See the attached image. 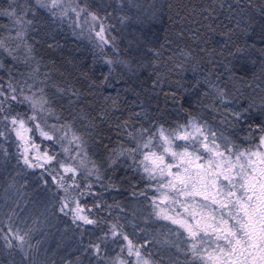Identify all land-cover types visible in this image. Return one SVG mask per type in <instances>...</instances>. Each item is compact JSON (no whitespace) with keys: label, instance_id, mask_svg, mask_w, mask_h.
Segmentation results:
<instances>
[{"label":"trees","instance_id":"16d2710c","mask_svg":"<svg viewBox=\"0 0 264 264\" xmlns=\"http://www.w3.org/2000/svg\"><path fill=\"white\" fill-rule=\"evenodd\" d=\"M83 1L111 21L109 34L115 40L110 48L101 49L33 0H0V11L15 10L32 21L22 46L16 51L10 47L16 60L0 49V83H18L34 74L59 122L83 138L100 179L93 190L83 184L75 191L97 223L81 221L73 231L55 215L43 187L19 173L14 142L0 138V264H111L117 255L126 257L119 251L126 242L110 239L112 224L134 243L151 240L142 251L151 252L160 264H170L177 254L178 264H184V255L151 232L163 221L153 213L158 195L153 180L146 179L142 168L124 163L120 153L135 146L128 133L161 126L174 130L193 117L242 148L257 143L256 131L246 137L249 125L264 124V0H135L137 7L128 0ZM22 9L30 10L24 16ZM11 19L0 15V38ZM25 45L31 47L30 57ZM35 68L39 71L32 73ZM217 89L224 91L223 101ZM245 108L242 119L231 115ZM17 112L28 109L13 103L5 114ZM34 134L43 145L47 142ZM14 184L26 186L24 192L15 191ZM9 228L27 233L23 250L8 246L5 236L19 243ZM105 234L101 259L88 245Z\"/></svg>","mask_w":264,"mask_h":264},{"label":"snow or ice","instance_id":"6c2138e0","mask_svg":"<svg viewBox=\"0 0 264 264\" xmlns=\"http://www.w3.org/2000/svg\"><path fill=\"white\" fill-rule=\"evenodd\" d=\"M123 2L124 0H120V3ZM128 3L132 7L138 6L135 0H128ZM35 4L57 18H67L69 13L73 14L71 23L81 32L87 31L97 39L101 49L115 40V37L108 35L111 26L105 23L107 17L90 11L87 4L81 6L80 0H35ZM28 10L30 9H22L24 16L28 14ZM0 15H8L16 25L21 26L12 39L23 42L25 28L32 21L24 20L15 10L0 11ZM19 47L20 44L17 43L16 48ZM25 47L30 57L31 47ZM0 49L7 52L13 60L17 59L13 55V49L2 39ZM27 62L25 59L24 63ZM113 62L106 61L108 64ZM3 68V61L0 60V69ZM38 71V68L33 69V73ZM29 78L33 83L29 84L24 80L18 82L17 86L13 79H9L6 88L0 83V124L14 133L19 141L17 147L21 150L20 158L24 165L28 168L45 169L49 175L56 172L52 178L65 194L59 211L65 215L70 211L73 222L82 221L85 225H94L97 221L86 214L75 190L81 187L78 176L82 173L92 176L94 170L98 169L93 161L88 160L82 137L71 131V125H49L47 119L40 115L51 116L54 110L47 107L50 101L44 88H37L34 75ZM217 92L223 101L224 91L217 89ZM72 95L77 94L73 92ZM13 103L17 107L27 105L30 114H5L12 109ZM261 106L264 107V104ZM247 111L245 108L243 112L233 111L231 115L240 120ZM124 123L126 125L127 121ZM248 127L249 137L246 139L251 137L252 131H256L258 137L257 143L247 148L235 144L223 132L218 135L206 123H199L195 117L187 125H180L174 130L166 131L161 126L155 133H150L149 129H141L136 134L128 133L135 146L120 155L126 154L135 161L136 154L139 153L141 159L137 166L142 167L146 179L157 181L155 191L158 195L152 200L154 215L177 225L186 234L180 243L167 238L162 243L182 253L185 257L184 264H264V124H256L255 128L252 125ZM34 130L45 140L60 144L62 152L75 163L58 159V153L41 151L35 142ZM4 136L5 132L0 130V137ZM177 141L184 143L178 144ZM89 163L92 164L91 169ZM46 165L51 168H46ZM97 179H100L98 175ZM86 187L90 189L91 184ZM84 194L82 191L78 195ZM169 231L177 237L182 235L179 231ZM9 232L19 243L14 245L12 239L5 236L8 246L23 250L27 233L20 235L19 230L13 232L11 228ZM110 233L113 240L119 237L126 242L119 251L127 257L117 255L111 264H160L152 258L151 252L142 251L148 243H152L151 240L143 244L134 243L127 234L117 230L116 224L111 225ZM106 238L107 234L99 243L88 245L101 259V244ZM181 243L185 246L181 247ZM179 259L177 256L170 264H178Z\"/></svg>","mask_w":264,"mask_h":264},{"label":"rangeland","instance_id":"374dc122","mask_svg":"<svg viewBox=\"0 0 264 264\" xmlns=\"http://www.w3.org/2000/svg\"><path fill=\"white\" fill-rule=\"evenodd\" d=\"M33 1H35V0H33ZM80 3H81V6H84L85 4H86V2H84L83 0H80ZM89 10L90 11H93V12H96L95 10H93V9H90L89 8ZM11 11V10H10ZM16 12V11H15ZM97 13V12H96ZM98 14V13H97ZM18 15V14H17ZM98 15H100V14H98ZM72 16H73V14H71V13H69V17H67V18H57V19H59V20H62V21H65L67 24H69V25H71L75 30H76V32H79L81 35L82 34H84V35H86L92 42L93 41H95L96 43H98V41H97V39H95V38H93L91 35H89V33L87 32V31H83V32H81V30L79 29V28H77L75 25H73L72 23H71V18H72ZM101 16V15H100ZM101 17H103V16H101ZM83 19V18H82ZM105 23L107 24V25H110V23H111V21L110 20H108V19H106L105 20ZM110 26H112V23H111V25ZM20 25H16L14 22H13V20L11 19V23H10V25L6 28V31H5V34L3 35V37H1L0 39H2V40H4V42H5V44L10 48H13V49H15V51H16V44L17 43H19L20 44V46H22V42L21 41H19V40H16V39H12V37H14L15 36V34H16V32L20 29ZM109 32H110V30H109ZM108 35L110 36V34L108 33ZM25 36V35H24ZM110 46H111V43L110 44H108V45H105V46H103L102 48H110ZM27 73V72H26ZM33 73V72H32ZM28 76H25L23 79H21L20 80V82H22V81H24V80H27L28 81V83L29 84H31V83H33V80L32 79H30L29 77H30V75H34V74H31V73H28L27 74ZM35 78H36V76H34ZM35 81H36V86H37V88H39V87H41L40 86V84L38 83V81L35 79ZM15 84H17V86H19V84L18 83H15ZM4 86H5V88L7 87V83L6 84H4ZM36 89L34 88L33 89V91H35ZM30 94V93H29ZM26 106V108L28 109V113L30 114V109L28 108V106L27 105H25ZM47 107H50L49 105L47 106ZM52 109V108H51ZM53 110V109H52ZM41 116H44L46 119H47V123L49 124V125H51V124H56L57 126H59V125H61L62 123L61 122H59V120L57 119V116H56V114H55V112L53 113V115H51V116H49V115H47V114H40ZM205 122H203V123H201V124H204ZM212 130H214V131H216L217 132V134L219 135V133L220 132H222L220 129H218L217 127H215V126H212V125H210L209 123H206ZM64 125H67V124H65L64 123ZM0 130H3L4 132H5V136L4 137H0V138H2V141L3 142H6V144H8V141H10V142H14V145H15V150H16V152H18V155H19V163H20V165H19V168H20V171H19V173H21L23 176L24 175H26V176H28L29 175V177L33 180V182L34 183H36L35 185L38 187V186H42L43 188H42V190H44L46 193H48L50 196H51V198H49V200H50V204L52 203V204H54V207H53V211L55 210V208H56V211H55V215H60L61 217H62V220L69 226V225H71V229L73 230V231H75L76 230V228H78L79 226H80V222L81 221H75V222H73V219H72V213L69 211V214L68 215H65L64 213H62V212H60L59 211V207H60V204H61V201H62V199H63V197H64V192H63V190L62 189H60V188H58V186H57V183H56V181H54L53 180V178H52V176L53 175H56V172H53L52 173V175H49L48 174V172L47 171H45V169H40V168H28L26 165H24L23 164V161H22V159L20 158V153H21V150L20 149H18V147H17V145H18V143H19V141H17L16 140V138H15V135H14V133H12L11 131H9L8 130V128H6V127H4V125L3 124H0ZM65 130H67V128L65 129ZM71 131H73V132H75L77 135H79L80 136V134L79 133H77V131L76 130H74L73 128H71ZM157 130H152V131H150V133H155ZM224 133V132H223ZM37 134V133H36ZM35 135V134H34ZM57 135H60V133H57ZM69 135H71V132L69 133ZM224 135L225 136H227L228 137V135L226 134V133H224ZM5 137H7V138H5ZM42 139H44L43 137H41ZM229 138V137H228ZM47 142L46 143H44V145L41 143V140L39 141V140H37L36 139V135H35V142L40 146V150L41 151H44V150H47L50 154L51 153H53V152H55V153H58L59 155H58V159H64V160H67V162H70V163H75L74 161H71L68 157H66V155L62 152V149H61V145L60 144H54L52 141H48V140H46ZM82 143H83V146H84V148H85V145H84V142H83V138H82ZM177 143L178 144H183L184 143V141H177ZM65 146H68L66 143H65ZM73 147V149L75 150V146L73 145L72 146ZM86 149V148H85ZM87 150V149H86ZM145 151H147V150H145ZM126 152V151H125ZM87 158H88V154H87ZM120 158H122V160H123V162L124 163H126V164H134V165H138V161L141 159V156H140V154L139 153H137L136 154V159H135V161L130 157V156H128V155H121L120 156ZM88 160H90L89 158H88ZM91 161V160H90ZM46 168H51V166H47L46 165ZM89 168L91 169L92 168V164L91 163H89ZM140 168H142V167H140ZM57 171H59V169H57ZM48 176H47V175ZM145 175H146V173H144ZM97 175H98V171H95L94 170V173H93V175L92 176H86L85 174H81V176H78L77 177V180H78V182L81 184V185H85V189L87 190V191H89V190H93V186H95L96 185V182L97 181H99L98 179H97ZM47 176V178H46V180H45V177ZM57 179H58V177H57ZM152 182V181H151ZM50 183L52 184V188H51V186H50ZM46 184H47V186H48V188L47 189H45L46 188ZM88 184H91V188L89 189V188H87L86 186L88 185ZM157 184V181L156 180H153V182H152V186H154L155 187V185ZM14 186H15V184H14ZM20 186H15L14 187V189H15V191L17 190V191H21V189H22V192H24V189H25V187L24 188H19ZM77 190V189H76ZM45 193V194H46ZM136 205V204H135ZM82 206V205H81ZM70 207H71V205H70ZM179 210V209H178ZM66 211H68L67 209H66ZM56 217V216H55ZM60 217V218H61ZM145 218H146V216H145ZM152 229H154V230H151V232L153 233V234H155V236H156V239L157 240H159L160 242H163L164 241V239L165 238H167L168 240H171V241H176L177 243H180L181 242V240L183 239V236L184 235H186V234H184L183 233V230L182 229H179L178 228V226L177 225H173V224H171L169 221H165V220H163L162 222H161V224H159L158 226H156L155 228H152ZM175 230V231H179V232H181V236L180 237H177V236H175V235H173V234H171L170 233V231L169 230ZM154 236V237H155ZM110 239H112L113 240V238L111 237ZM182 244V243H181ZM121 247V246H120ZM181 247H182V245H181ZM175 249V248H174ZM178 252V251H177ZM180 253V252H179ZM179 254H177V256H178ZM180 255H183L182 253H180ZM125 258H127V257H125Z\"/></svg>","mask_w":264,"mask_h":264}]
</instances>
